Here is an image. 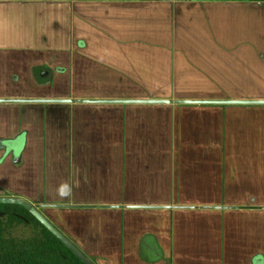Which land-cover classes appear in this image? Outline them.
<instances>
[{
    "label": "crops",
    "instance_id": "obj_1",
    "mask_svg": "<svg viewBox=\"0 0 264 264\" xmlns=\"http://www.w3.org/2000/svg\"><path fill=\"white\" fill-rule=\"evenodd\" d=\"M124 99L264 100V0H0V197L91 264H264V103Z\"/></svg>",
    "mask_w": 264,
    "mask_h": 264
},
{
    "label": "rangeland",
    "instance_id": "obj_2",
    "mask_svg": "<svg viewBox=\"0 0 264 264\" xmlns=\"http://www.w3.org/2000/svg\"><path fill=\"white\" fill-rule=\"evenodd\" d=\"M13 197L26 200L17 196H1L0 199ZM37 209L42 213L38 207ZM79 253L82 254L80 251ZM52 256L41 225L33 222H12L6 214L0 213V264H20L34 259H51Z\"/></svg>",
    "mask_w": 264,
    "mask_h": 264
},
{
    "label": "trees",
    "instance_id": "obj_3",
    "mask_svg": "<svg viewBox=\"0 0 264 264\" xmlns=\"http://www.w3.org/2000/svg\"><path fill=\"white\" fill-rule=\"evenodd\" d=\"M0 213L6 214L10 221L33 222L43 227L47 244L52 250L51 259H34L20 264H91L76 248L70 246L67 239L53 233L24 205L20 203L0 202Z\"/></svg>",
    "mask_w": 264,
    "mask_h": 264
},
{
    "label": "water",
    "instance_id": "obj_4",
    "mask_svg": "<svg viewBox=\"0 0 264 264\" xmlns=\"http://www.w3.org/2000/svg\"><path fill=\"white\" fill-rule=\"evenodd\" d=\"M85 102H91L93 100L90 99H84ZM175 101L176 103H264V100H231V99H222V100H186V99H177V100H171V99H124V100H110V102H153V103H171ZM0 202H8V203H20L24 206H26L32 213L35 215L40 222L45 224L48 229H50L53 233H55L57 236L64 239L63 234L37 209V207L29 202L28 200H22L14 198H1ZM68 242V241H67ZM70 246L75 247L71 242H68ZM78 251V250H77ZM79 252V251H78Z\"/></svg>",
    "mask_w": 264,
    "mask_h": 264
},
{
    "label": "clouds",
    "instance_id": "obj_5",
    "mask_svg": "<svg viewBox=\"0 0 264 264\" xmlns=\"http://www.w3.org/2000/svg\"><path fill=\"white\" fill-rule=\"evenodd\" d=\"M59 194L61 196L70 195L71 194V186L67 182H63L59 188Z\"/></svg>",
    "mask_w": 264,
    "mask_h": 264
}]
</instances>
